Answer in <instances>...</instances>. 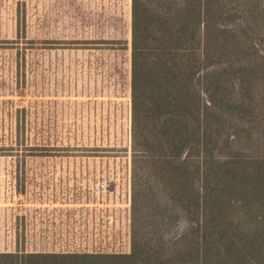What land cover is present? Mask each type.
<instances>
[{
	"label": "trees",
	"instance_id": "1",
	"mask_svg": "<svg viewBox=\"0 0 264 264\" xmlns=\"http://www.w3.org/2000/svg\"><path fill=\"white\" fill-rule=\"evenodd\" d=\"M130 50V251L0 264H264V0H131Z\"/></svg>",
	"mask_w": 264,
	"mask_h": 264
},
{
	"label": "rangeland",
	"instance_id": "2",
	"mask_svg": "<svg viewBox=\"0 0 264 264\" xmlns=\"http://www.w3.org/2000/svg\"><path fill=\"white\" fill-rule=\"evenodd\" d=\"M130 41L131 0H0V251H130Z\"/></svg>",
	"mask_w": 264,
	"mask_h": 264
}]
</instances>
